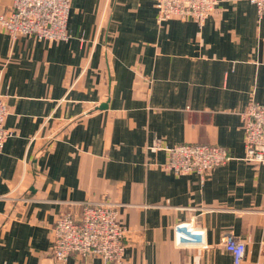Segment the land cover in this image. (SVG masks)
I'll list each match as a JSON object with an SVG mask.
<instances>
[{
    "label": "crops",
    "instance_id": "1",
    "mask_svg": "<svg viewBox=\"0 0 264 264\" xmlns=\"http://www.w3.org/2000/svg\"><path fill=\"white\" fill-rule=\"evenodd\" d=\"M10 4L0 0V12ZM156 11L155 0H71L68 39L0 27L11 132L0 264H53V224L85 200L120 204L123 264H233L226 231L245 242L240 264H264V165L244 158L242 123L249 102H264V17L248 0H220L202 26L158 22ZM181 143L220 145L230 158L175 174L163 145ZM188 219L202 244H176L174 225Z\"/></svg>",
    "mask_w": 264,
    "mask_h": 264
},
{
    "label": "built area",
    "instance_id": "2",
    "mask_svg": "<svg viewBox=\"0 0 264 264\" xmlns=\"http://www.w3.org/2000/svg\"><path fill=\"white\" fill-rule=\"evenodd\" d=\"M220 0H155L156 20L191 18L202 26ZM259 18L264 17V0H248ZM71 0H11L0 12V27L11 38L31 35L39 39H68L67 19ZM8 108L0 95V154L10 131L4 127ZM244 129V158L264 165V102L251 101L242 113ZM161 144H158L160 146ZM167 151L164 167L175 174L196 172L204 174L224 164L229 154L223 146L209 143L163 145ZM120 204L116 201L80 202L76 215L65 209L52 227L49 254L53 264H64L71 255L80 258L99 256L104 264H123L126 228L119 222ZM176 244L203 243L204 230L192 219L174 225ZM231 254L233 264H240L245 254V242L231 231L222 240Z\"/></svg>",
    "mask_w": 264,
    "mask_h": 264
}]
</instances>
